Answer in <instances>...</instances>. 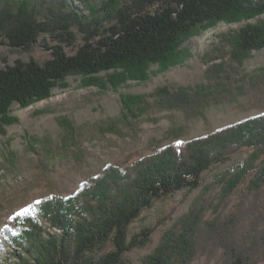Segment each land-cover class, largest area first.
<instances>
[{"label": "trees", "instance_id": "16d2710c", "mask_svg": "<svg viewBox=\"0 0 264 264\" xmlns=\"http://www.w3.org/2000/svg\"><path fill=\"white\" fill-rule=\"evenodd\" d=\"M65 6L69 7L65 11L48 9L40 18L28 1L0 0V39L14 48H30L41 34L71 45L75 38L72 28L85 33L84 44L72 55L57 44L49 47L50 57L42 63L17 60L0 68V131L15 121L9 115L11 104L26 107L49 97L52 88L68 75L88 76L89 83L102 71H142L153 63L169 68L178 60L177 50L185 39L219 21L246 20L225 38L231 61L238 66L252 50L264 47V0H120L114 6L103 4L105 15L100 8H90L84 16L67 2ZM209 70L217 83L227 71L222 64H213ZM238 81L241 93L246 81L256 91L262 89L264 69L242 74ZM112 83L115 87L122 84L117 80ZM155 94L160 108L180 109L188 116L224 101L205 85L192 91L162 86ZM122 108L125 120L135 121L140 112L125 101ZM170 133V142L135 160L130 173L119 166H107L78 193L54 195L33 210L15 213L3 231L17 250V264H129L123 253L146 245L154 230L143 227L129 237V224L140 212L157 198L198 187L205 170L241 147L251 152L223 178L220 199L228 197L250 172L247 188L258 192L264 187V113L184 141L179 148L171 141L180 137V131L171 129ZM205 213V203L192 205L175 228L162 233L141 264L190 263L197 253V235L218 239L224 249V264H254L255 257L264 253V231L238 237L239 216L207 221ZM107 244L113 250L98 257L88 255Z\"/></svg>", "mask_w": 264, "mask_h": 264}, {"label": "rangeland", "instance_id": "374dc122", "mask_svg": "<svg viewBox=\"0 0 264 264\" xmlns=\"http://www.w3.org/2000/svg\"><path fill=\"white\" fill-rule=\"evenodd\" d=\"M23 1H28L40 18L51 8L67 10L66 2L83 16L89 14L90 8L102 9L105 3L114 6L115 2H120ZM102 15H105L104 8ZM245 22L219 21L207 29L196 30L181 43L178 60L167 69L153 63L142 71H102L93 75L89 83L86 82L88 76L68 75L52 88L49 97L26 107L11 104L9 115L15 121L3 125L0 131V264H17L14 255L17 250L7 242L3 231L6 224L12 223L15 213L33 210L37 201L54 195L78 193L84 184L101 176L107 166H119L130 173L135 160L170 142L171 129L180 131V137L171 141V145L179 148L184 141L264 113V88L256 91V87L246 81L243 85L246 92L237 89L242 74L264 69V47L252 50L238 66L231 61L230 48L225 42V38ZM72 30L75 38L71 45L60 44L49 34H41L28 49L14 48L0 39V68L13 65L17 60L33 59L42 63L50 57L49 47L57 44L68 55L74 54L84 44L85 33L77 28ZM213 64H222L227 69L220 74L219 83L210 77L214 75L209 70ZM115 80L122 84L115 87L112 83ZM198 85H205L224 101L207 105L195 116H188L180 109L160 108L157 104L155 93L159 87L192 91ZM124 101L140 111L135 121L123 117ZM250 152L251 149L241 147L205 170L198 187L182 188L153 200L128 227L129 237L143 227H154L150 241L140 248L125 251L123 259L129 264H141L158 245L162 233L175 228L195 203H205L207 221L225 220V216L231 214L239 216L235 232L238 237L247 234L253 237L255 230L264 231V187L258 192L247 188L252 172L224 200L219 195L223 178ZM158 220L161 223L156 226ZM111 250L113 247L107 244L88 255L98 257ZM224 258V249L216 237L197 235V253L188 264H224ZM254 264H264V253L255 257Z\"/></svg>", "mask_w": 264, "mask_h": 264}, {"label": "snow or ice", "instance_id": "6c2138e0", "mask_svg": "<svg viewBox=\"0 0 264 264\" xmlns=\"http://www.w3.org/2000/svg\"><path fill=\"white\" fill-rule=\"evenodd\" d=\"M37 203H40V201H37ZM28 209H24L23 211H27Z\"/></svg>", "mask_w": 264, "mask_h": 264}]
</instances>
